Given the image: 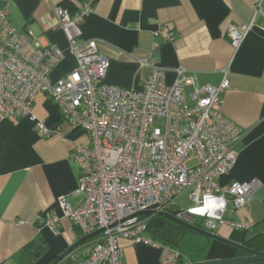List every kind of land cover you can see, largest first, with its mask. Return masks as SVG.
<instances>
[{
	"label": "built area",
	"instance_id": "2783aa9c",
	"mask_svg": "<svg viewBox=\"0 0 264 264\" xmlns=\"http://www.w3.org/2000/svg\"><path fill=\"white\" fill-rule=\"evenodd\" d=\"M12 1L0 8V123L29 117L39 136L51 137L55 129L33 113L37 96L45 94L57 104L63 122L91 137L88 145L76 144L70 156L79 168L73 195H82V202L73 207L64 197L59 202L63 218L45 214L38 220L57 234L63 219L83 236L101 230L92 238L90 256L79 264H125L121 238L158 246L145 236L149 216L138 213L151 208L153 215L168 212L184 194L193 205L177 211V217L188 224L201 223L212 234L226 224L251 227L227 215L248 206L262 182L220 184L237 163L243 135L220 110L221 95L230 87L226 76L219 86L198 87L180 70L176 82L167 85L154 43L151 59L141 61L150 69L142 89L109 84L110 59L100 53L96 40H82L81 25L92 11L88 3L75 14L55 9L57 26L66 33L77 64L54 83L51 72L63 61V51L40 44L31 32L19 34L9 21ZM256 14L264 16V0ZM252 28L253 22L231 25L226 35L239 49ZM159 33L175 41L167 27ZM161 248V264L191 263L179 250ZM69 259L75 261V256L69 254Z\"/></svg>",
	"mask_w": 264,
	"mask_h": 264
},
{
	"label": "crops",
	"instance_id": "0c3cea01",
	"mask_svg": "<svg viewBox=\"0 0 264 264\" xmlns=\"http://www.w3.org/2000/svg\"><path fill=\"white\" fill-rule=\"evenodd\" d=\"M259 1L13 0L9 21L19 34L31 32L40 44L63 51V61L51 72L54 83L77 64L66 33L57 26L55 9L75 14L88 3L92 11L81 25L82 40H96L100 53L110 59L109 84L142 89L150 69L141 61L151 59L154 43L159 45L156 57L167 85L176 82L180 70L198 87L219 86L226 76L230 87L221 95L220 110L243 135L236 147L237 163L220 184L258 179L262 186L248 206L227 215L230 221L249 222L251 227L243 230L226 224L216 235L264 251V16L256 14ZM4 6L5 0H0V8ZM252 22L243 45L233 47L227 28ZM163 27L175 35L174 42L159 33ZM33 113L55 129L54 135L39 136L29 117L0 123V264H55L83 237L68 219H63L58 234L38 220L45 214L63 218L59 202L64 197L73 207L82 202V195H73L79 168L70 156L76 144L88 145L91 137L63 122L57 104L45 94L37 96ZM119 246L125 264H161L160 244H134L121 238ZM92 248L91 238L72 250L75 261L67 255L57 264H79ZM245 256L235 246L213 239L206 260Z\"/></svg>",
	"mask_w": 264,
	"mask_h": 264
},
{
	"label": "trees",
	"instance_id": "16d2710c",
	"mask_svg": "<svg viewBox=\"0 0 264 264\" xmlns=\"http://www.w3.org/2000/svg\"><path fill=\"white\" fill-rule=\"evenodd\" d=\"M147 221L148 228L146 234L153 242L160 244L161 246L179 250L191 263L206 261L213 241L212 238L194 230L182 227L161 214L149 216L147 217ZM197 226L203 229L201 223H198ZM244 246L253 248L252 245L248 244ZM237 251L239 254H245L246 256L250 255L247 251L241 248H237ZM70 253H72V251ZM64 258L58 259L55 264ZM252 264H264V262Z\"/></svg>",
	"mask_w": 264,
	"mask_h": 264
},
{
	"label": "water",
	"instance_id": "95a60500",
	"mask_svg": "<svg viewBox=\"0 0 264 264\" xmlns=\"http://www.w3.org/2000/svg\"><path fill=\"white\" fill-rule=\"evenodd\" d=\"M153 214H156V211H154L153 208L138 213V215H144V216H151ZM159 214L167 217L169 220L175 222L176 224H178L182 227L194 230V231L199 232L201 234H204V235H206L212 239L227 242L228 244H231V245L235 246L236 248H241L250 254L249 256H245V257H241V258H233V259H228V260H206L204 262L188 263V264H251V263H257V262H264V251L256 250V249L244 246L242 244H235V243H232L230 241L221 239L216 234H212L206 230H203L197 226L188 224L185 221L179 219L177 217L178 212L170 210L168 212L159 213ZM100 232H101V230L98 232H95L93 234L82 237L79 240V242H77L73 247H71L66 253L63 254L62 258L67 256L76 246H78L79 244H82V243L86 242L87 240L93 238L95 235H97Z\"/></svg>",
	"mask_w": 264,
	"mask_h": 264
},
{
	"label": "rangeland",
	"instance_id": "374dc122",
	"mask_svg": "<svg viewBox=\"0 0 264 264\" xmlns=\"http://www.w3.org/2000/svg\"><path fill=\"white\" fill-rule=\"evenodd\" d=\"M192 205H193V203L189 200L188 194H184L183 196L178 198L176 203L174 205H172L171 209H172V211L177 212V211H180L183 209H187V208L191 207Z\"/></svg>",
	"mask_w": 264,
	"mask_h": 264
}]
</instances>
